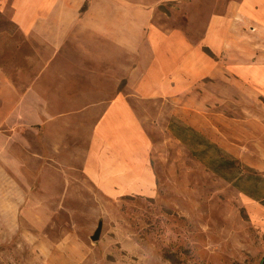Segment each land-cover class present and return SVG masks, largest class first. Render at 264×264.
Instances as JSON below:
<instances>
[{"label": "rangeland", "instance_id": "374dc122", "mask_svg": "<svg viewBox=\"0 0 264 264\" xmlns=\"http://www.w3.org/2000/svg\"><path fill=\"white\" fill-rule=\"evenodd\" d=\"M127 1L123 62L102 33L66 42L79 51L27 35L0 0V264H264V96L223 62V51L264 55V0ZM152 30L173 32L164 77ZM147 68L163 96L136 91ZM117 91L144 124L148 194L110 195L85 171Z\"/></svg>", "mask_w": 264, "mask_h": 264}, {"label": "crops", "instance_id": "0c3cea01", "mask_svg": "<svg viewBox=\"0 0 264 264\" xmlns=\"http://www.w3.org/2000/svg\"><path fill=\"white\" fill-rule=\"evenodd\" d=\"M12 6L14 22L27 35L38 40L63 42L59 46L64 48L66 45V51H79V46L67 45L66 42L80 40L85 32L93 33L95 37L102 33L109 38V49L115 57L122 55L125 62L131 56L132 13L131 3L128 4L127 0H12ZM260 13L261 10L258 15ZM172 33L152 30L151 43L158 63V76L164 77L160 57L166 38ZM81 50L87 49L83 46ZM243 53L232 55L230 51H223V62L235 66L237 73L257 84L258 93L264 96V55L256 51ZM195 68L194 65L188 67L193 74H196ZM151 72L152 69L147 68L138 82L136 91L142 95L140 97L164 95L165 84L149 81V76H154ZM119 74L128 79L127 84L131 87L130 64L123 63ZM98 90L96 88L97 96L104 93ZM144 133V124L130 101L129 93L117 91L96 124V133L85 161V171L93 180L110 182V195L117 194V190L119 194L124 191L151 192L153 172L148 163L146 145L141 143L146 141ZM114 182H118L117 185Z\"/></svg>", "mask_w": 264, "mask_h": 264}, {"label": "trees", "instance_id": "16d2710c", "mask_svg": "<svg viewBox=\"0 0 264 264\" xmlns=\"http://www.w3.org/2000/svg\"><path fill=\"white\" fill-rule=\"evenodd\" d=\"M221 159L223 161V166H225V167H229L230 168V167H233V166L234 167L237 166V162L235 160H233V159H230L225 154H223Z\"/></svg>", "mask_w": 264, "mask_h": 264}, {"label": "water", "instance_id": "95a60500", "mask_svg": "<svg viewBox=\"0 0 264 264\" xmlns=\"http://www.w3.org/2000/svg\"><path fill=\"white\" fill-rule=\"evenodd\" d=\"M101 226H102V222H99L98 228L95 231V234L93 235V239H98L100 232H101Z\"/></svg>", "mask_w": 264, "mask_h": 264}]
</instances>
